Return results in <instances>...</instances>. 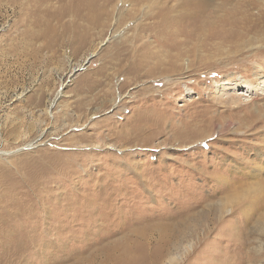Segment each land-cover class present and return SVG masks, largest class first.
<instances>
[{
    "label": "rangeland",
    "instance_id": "rangeland-1",
    "mask_svg": "<svg viewBox=\"0 0 264 264\" xmlns=\"http://www.w3.org/2000/svg\"><path fill=\"white\" fill-rule=\"evenodd\" d=\"M262 78L264 0H0V203L44 209L0 256L264 264Z\"/></svg>",
    "mask_w": 264,
    "mask_h": 264
},
{
    "label": "bare ground",
    "instance_id": "bare-ground-1",
    "mask_svg": "<svg viewBox=\"0 0 264 264\" xmlns=\"http://www.w3.org/2000/svg\"><path fill=\"white\" fill-rule=\"evenodd\" d=\"M179 16H182V15H179ZM177 19L182 20V19H184V17L179 18L177 15L173 16V18L167 17L166 15L163 17V22H167L164 25V27L166 26L165 29L166 28L168 29V31L166 29V34L172 39L177 38L178 34L181 33L180 32L181 27H183L182 25L184 22H182L180 25V24L176 23ZM173 23L176 25V27H178V29L177 28H176V30L173 29V26L171 25ZM179 28H180V30H179ZM163 41H166V39L164 38ZM177 45L178 44H172L169 46L176 47ZM262 81L264 84V79ZM258 124H260V123H258ZM253 149H254V147H253ZM254 150L256 151V154L258 153L259 155H257L258 156L257 158L256 157L252 158V160L247 162L249 164L251 163V165H252L251 168L249 167L250 169H249L248 175L249 176L254 175L255 180L254 179H250V180H253L252 188H253V192H254L255 196L259 197V202L261 204L260 214L263 213V216H264V176L262 177V174H261V172L264 170V161L257 162L259 160L258 158L261 155L264 156V144L260 145L259 148L254 149ZM242 160H244V159H242ZM220 180L224 181L223 179H220ZM235 181L236 180H234L233 182L235 183ZM228 182H229V186H230L231 182L230 181H228ZM246 182H249V181H246ZM246 182L241 181L240 182L241 186H244ZM224 183H227V182L224 181ZM233 188H235V187H233ZM39 209H42V211H44L43 207H39V206H35V205L30 206V205L24 204V203L10 204V203H2L1 202L0 203V239H4L5 241L10 242L14 237L21 236L24 238H31L34 235L40 234L38 227H35V228L32 227L31 229H28L26 231L24 230V227L25 226L27 227L28 224H30V222L32 221V215L34 214V212H37ZM239 209L244 210L243 213H241V218L242 219L245 218L247 221L249 214H250L248 212L249 211L248 206L245 203H240L238 200V201H236V203L232 207V211L239 210ZM221 210H223L222 206H221ZM222 212L223 211H221V213ZM242 225L243 226H241L239 228V232L241 233L240 234L241 236H243V234L245 233L244 222ZM45 233H46V231L45 232L43 231V235H46ZM19 250L20 249L14 251V252H10L7 255H2L3 257L0 256V263L6 262L7 264H17L20 257H21V255L17 254V252Z\"/></svg>",
    "mask_w": 264,
    "mask_h": 264
},
{
    "label": "water",
    "instance_id": "water-1",
    "mask_svg": "<svg viewBox=\"0 0 264 264\" xmlns=\"http://www.w3.org/2000/svg\"><path fill=\"white\" fill-rule=\"evenodd\" d=\"M93 56H94V54H91V55L87 58V60H86V64L89 62L90 58H92Z\"/></svg>",
    "mask_w": 264,
    "mask_h": 264
}]
</instances>
